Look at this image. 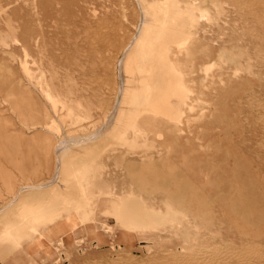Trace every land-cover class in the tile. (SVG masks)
Segmentation results:
<instances>
[{
	"label": "rangeland",
	"instance_id": "rangeland-1",
	"mask_svg": "<svg viewBox=\"0 0 264 264\" xmlns=\"http://www.w3.org/2000/svg\"><path fill=\"white\" fill-rule=\"evenodd\" d=\"M155 2L0 0V226L21 235L22 216L42 202L81 209L96 230L79 228V246H66L67 235L59 251L56 243L28 248L23 264H264V0H178L179 9L195 3L213 17L191 27L190 54L166 46L192 91L167 107L181 135L140 115L134 99L144 101L147 73L126 71L133 55L138 67L157 63ZM177 22L175 31L188 27ZM24 59L81 106L54 110L24 75ZM27 115L33 120L24 123ZM86 158L94 165L82 194L69 165ZM150 207L169 208L179 227L162 220L133 238L104 228L140 221Z\"/></svg>",
	"mask_w": 264,
	"mask_h": 264
},
{
	"label": "bare ground",
	"instance_id": "bare-ground-1",
	"mask_svg": "<svg viewBox=\"0 0 264 264\" xmlns=\"http://www.w3.org/2000/svg\"><path fill=\"white\" fill-rule=\"evenodd\" d=\"M213 6L215 10L218 9L217 3L213 4ZM149 9L154 12L156 10L160 14L158 27H156L155 34V43L160 48L158 51L157 63L155 65L149 66L147 64L148 66L138 67L136 65V56L133 55L127 62L126 71L130 73L133 68H135V70L138 72L147 73V76L144 79L139 80V83L144 88V101L138 102L136 98L134 99V102L143 108L142 111L139 112L141 113L140 115L143 114L146 118L160 119L163 122L171 124L175 127L177 135H181L183 133V129L179 122V116L174 117L171 115L167 107L171 105L172 96L179 95L183 98H187L192 91L189 84L184 80L185 74L179 68V64L176 62L167 61L166 46L169 43H172L179 51L185 53L186 55L190 54L194 46L193 40L195 39L191 27L198 23H210L213 21V17L207 9L197 6L195 3L187 2L183 9H179L178 0H161L160 3L155 2L150 5ZM172 13L174 15L171 19L170 14ZM178 18H183L186 20L188 27L185 30L178 29L175 31V24L178 23ZM142 23H145V21L141 16L139 19V25ZM132 40L133 39H131L130 43ZM138 47L141 50L142 56L146 57L147 50H149V45L145 41L141 40L138 44ZM25 59L21 64L22 71L25 73L24 75L29 77L31 81H33L32 79L35 80L43 92V95H45L44 97L47 98L54 110L59 108L63 110V108L66 107V114L68 115L73 110V108H79L81 106L78 102L73 103L74 107L70 106L69 103L72 102L60 96L61 94L59 92L52 90L44 79L45 74L41 66H38L39 70L37 69L40 72L39 76H34L33 73H31V71L28 69ZM216 66L218 65L214 62L207 64L204 67V74L213 75V71L216 69ZM170 70L175 71L176 75H178V78L173 79L169 72ZM7 97H10V94H8ZM139 113L138 111L134 112V118H137ZM41 116L44 119H48V114L45 110L42 112ZM22 117H25L23 118L24 123L33 120L32 118L28 117V115ZM190 124L191 123L188 125L190 126ZM86 155L87 154L84 156L86 157ZM93 165L92 159L87 158L86 161H84L78 167H75L73 163H70L69 165L71 176L75 181V185L82 192V194H86V192H84V181L86 174L93 167ZM99 195L109 197L114 195V193L111 191H99ZM172 213L173 212L169 208L165 209L164 211H160L159 208L150 207L148 212H146L143 216L144 218L140 221H135L133 224H121L120 226L106 224L104 225V228L109 233H116L119 231L122 237L145 235L147 226H155L162 220L168 222L169 225H174L178 228L179 225H177V221L170 219L174 218L177 220L175 216L176 214ZM91 221L92 219H88L86 214L81 209L72 208L70 206L58 203L46 205L41 202L40 204L33 206L31 211H29L26 215L22 216L21 222L26 226V230H24L21 235L14 233L9 227L0 226V249L4 250L6 252L5 255H7L2 263L23 264L22 257L24 250H27L28 248L43 249L50 244L56 243V249L59 251L58 246L66 245L63 238L67 235H70L71 238H68L69 243L66 246H79L83 242V238L78 236L77 230L84 227L85 225H92ZM92 226V235L95 236L96 230L94 225ZM27 264L40 263L35 260L34 257H32Z\"/></svg>",
	"mask_w": 264,
	"mask_h": 264
},
{
	"label": "crops",
	"instance_id": "crops-1",
	"mask_svg": "<svg viewBox=\"0 0 264 264\" xmlns=\"http://www.w3.org/2000/svg\"><path fill=\"white\" fill-rule=\"evenodd\" d=\"M133 238V237H132Z\"/></svg>",
	"mask_w": 264,
	"mask_h": 264
}]
</instances>
